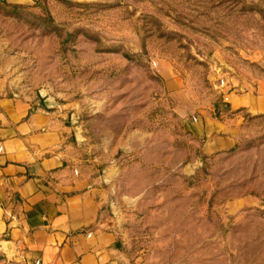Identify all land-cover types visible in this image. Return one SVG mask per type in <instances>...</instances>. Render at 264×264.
<instances>
[{"label": "rangeland", "instance_id": "obj_1", "mask_svg": "<svg viewBox=\"0 0 264 264\" xmlns=\"http://www.w3.org/2000/svg\"><path fill=\"white\" fill-rule=\"evenodd\" d=\"M262 82L264 0H0V95L66 115L127 264H264V115L184 128Z\"/></svg>", "mask_w": 264, "mask_h": 264}, {"label": "crops", "instance_id": "obj_2", "mask_svg": "<svg viewBox=\"0 0 264 264\" xmlns=\"http://www.w3.org/2000/svg\"><path fill=\"white\" fill-rule=\"evenodd\" d=\"M222 103L184 122L214 152L235 146L246 116L264 115V82ZM73 131L61 111L0 95V264H127L104 221L105 177L81 157Z\"/></svg>", "mask_w": 264, "mask_h": 264}, {"label": "trees", "instance_id": "obj_3", "mask_svg": "<svg viewBox=\"0 0 264 264\" xmlns=\"http://www.w3.org/2000/svg\"><path fill=\"white\" fill-rule=\"evenodd\" d=\"M5 4V3H4ZM12 13L13 14H16V12L15 11H12ZM49 19V22L47 23V25H51L52 24V20H51V18H46V21Z\"/></svg>", "mask_w": 264, "mask_h": 264}]
</instances>
